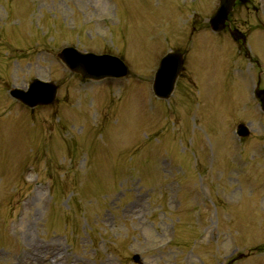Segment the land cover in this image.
I'll use <instances>...</instances> for the list:
<instances>
[{
  "label": "rangeland",
  "instance_id": "374dc122",
  "mask_svg": "<svg viewBox=\"0 0 264 264\" xmlns=\"http://www.w3.org/2000/svg\"><path fill=\"white\" fill-rule=\"evenodd\" d=\"M255 3L264 22V0ZM217 6L0 0V264L21 257L28 264H134L135 253L143 264H230L249 252L235 264H264V114L250 95L256 77H246L247 65L243 71L235 60L234 73L224 70L234 61L229 38L196 35L203 80L186 100L162 103L134 82L105 118L95 111L105 100L101 88L55 57L65 46L121 55L150 81L160 55L190 46L183 36L207 24ZM245 9L241 30L252 33L259 23ZM248 46L264 64V35ZM35 77L62 89L56 105L28 117L8 90ZM234 123L250 129L240 150Z\"/></svg>",
  "mask_w": 264,
  "mask_h": 264
},
{
  "label": "water",
  "instance_id": "95a60500",
  "mask_svg": "<svg viewBox=\"0 0 264 264\" xmlns=\"http://www.w3.org/2000/svg\"><path fill=\"white\" fill-rule=\"evenodd\" d=\"M245 2V0H241ZM232 3L229 0H222L221 6L216 15L211 20V26L215 31H220L225 27L227 15L231 11ZM62 58L72 68L77 69L75 63H79V72L87 76H123L127 75V69L122 63L110 57H96L92 55L82 56L75 53L73 50H65ZM182 59L176 55H168L162 60L160 69L156 75L155 92L160 97H168L173 89L174 81L181 70ZM50 91V92H49ZM56 88L52 89L48 85L34 83L31 91L26 95L19 91H14L12 95L30 106L36 104H49L53 101ZM51 93V94H50ZM258 97L261 99L264 106V93L258 91ZM239 134L242 137L248 135V130L245 126L241 125L238 128ZM137 259V257L135 258Z\"/></svg>",
  "mask_w": 264,
  "mask_h": 264
}]
</instances>
